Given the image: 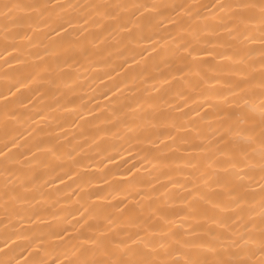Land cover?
Instances as JSON below:
<instances>
[{"label": "snow or ice", "instance_id": "6c2138e0", "mask_svg": "<svg viewBox=\"0 0 264 264\" xmlns=\"http://www.w3.org/2000/svg\"><path fill=\"white\" fill-rule=\"evenodd\" d=\"M0 60L13 69L0 264L24 252L26 264H264V0H0ZM96 68L110 69L106 103L88 108L81 81ZM64 114L78 119L48 131ZM112 141L142 163L93 191L109 183ZM143 163L153 181L136 175ZM66 181L80 188L75 223L55 195ZM52 240L64 260L47 259Z\"/></svg>", "mask_w": 264, "mask_h": 264}, {"label": "bare ground", "instance_id": "6f19581e", "mask_svg": "<svg viewBox=\"0 0 264 264\" xmlns=\"http://www.w3.org/2000/svg\"><path fill=\"white\" fill-rule=\"evenodd\" d=\"M203 2H208V0H203ZM115 63H119L120 60L113 58ZM18 67L16 65H13V68ZM108 68H96L87 73V75L90 77L87 80L81 81L82 83V91L79 93L80 96L84 97L83 104L86 105L88 108L93 107V105L97 102L104 104L106 101L103 99V96L101 93L105 91L104 84H102L100 81L103 79V72L109 71ZM5 72H8L9 74L13 73L12 68H6L3 65V61L0 60V93H6V87L11 82L10 80L5 79ZM26 75V73H16L15 77L16 79H22L23 76ZM94 81V82H93ZM111 83V82H108ZM34 87V86H33ZM21 92L24 94H29L28 89H21ZM19 95V94H18ZM170 95V94H169ZM95 98V99H93ZM174 98V97H173ZM79 102V101H78ZM0 106H2V102H0ZM192 107H195V105H192ZM21 114V120L26 121L27 123H31L29 120V117L33 115V111L31 110V107L28 109L25 108H19L16 109ZM187 111V109H186ZM67 119L69 121L71 120H77L78 117L76 115H68L64 114L61 121H49L50 127L48 128V131H52L56 128L57 123H63V120ZM87 119H91V117H88ZM27 123L24 124V127H27ZM40 126H43V122H41ZM66 127L68 125H65ZM19 128L20 126L17 125ZM33 127H37V125H33ZM22 130V129H21ZM69 131H78L75 129L69 128ZM40 139H48L47 136H44L43 134L40 135ZM4 130L2 127H0V146L4 143ZM67 143V141L65 142ZM75 143V141H73ZM128 145L122 141H112L109 143H105L103 145L102 151L107 150V155L116 156V163L113 164H107V167L105 169V178L109 181V183H96L93 187V191L96 189H104L107 191H111L113 188L121 187L122 182L127 179L125 173L127 172V169L131 167L132 164H136L137 167H140L141 160L140 155L137 154L136 151H133L131 154L124 151L125 148H127ZM142 147V146H141ZM118 153L123 154V159H120ZM90 155L93 159H96V153L91 152ZM127 161V163H125ZM98 163H106L103 161L102 157L97 160ZM90 172L97 171L96 169H89ZM136 175L141 178L145 183L153 181L154 177L159 175V172L156 169H153L152 166L148 163H143V169L136 173ZM162 178V177H161ZM178 179H183V177H177ZM59 188L61 191L59 193H55V190L52 191L55 193L57 199L63 201L68 200L71 201V203L64 204L63 210L65 215V220H72L73 223H75V220H73V216L76 217V219H79L78 214H76L75 209L78 208L80 205L76 203V197L75 193L80 192V188L77 186V184L73 183L72 181H66L65 185H59ZM144 190H147L146 188ZM88 190L85 189V192ZM176 191V190H174ZM107 194L106 191H102L101 195ZM82 196H84V193H81ZM86 198V197H85ZM122 198V197H121ZM97 203H103V201H97ZM71 212L72 215H68V213ZM2 215H0V219H2ZM45 223H51L53 226L57 223L56 221H51L50 218H46ZM0 231H2V227H0ZM45 232L49 231V229L45 228ZM0 242H2V238H0ZM61 242L57 240H52L50 242L45 243L43 246L48 250L47 259L51 262L55 260L58 256L60 259L64 260V254H63V248L60 247ZM70 247V245L68 246ZM19 252H24L23 249H18ZM17 258L20 261V264H26L27 260H30L31 257L28 256L27 252H24V254L18 255ZM70 258V256H69ZM65 264H67V261L65 260Z\"/></svg>", "mask_w": 264, "mask_h": 264}]
</instances>
